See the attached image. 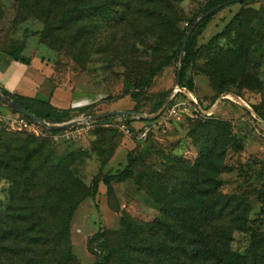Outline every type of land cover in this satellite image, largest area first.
I'll return each mask as SVG.
<instances>
[{
  "label": "rangeland",
  "instance_id": "374dc122",
  "mask_svg": "<svg viewBox=\"0 0 264 264\" xmlns=\"http://www.w3.org/2000/svg\"><path fill=\"white\" fill-rule=\"evenodd\" d=\"M75 1L0 0V48L23 45L22 55L35 60L58 88L72 95L71 120L63 124L86 121L33 137L47 141L43 156L50 166L80 152L72 170L95 193V199H88L72 222L74 264L95 263V255L87 249L88 239L101 229L110 243H120L117 230L123 214L139 222H152L159 216L160 208L148 192V177L168 173L179 158L195 160L199 124L213 120L224 122L229 134L219 191L241 203L248 218L246 228L233 233L231 249L246 257L247 264L254 256L256 264H264V131L256 113L257 108L264 113V0H247L212 17L198 40L183 85H176L178 62L144 91L134 84L149 79L156 54L175 50L189 22L211 0H159L163 10L158 11L172 23L163 30L156 27L160 15L146 11V0H131L128 8L125 4V18L110 27L89 26L74 18L63 22L64 12ZM246 10L258 12L248 29L253 53L246 71L230 68L210 76V59L219 50L232 47V25ZM223 88L227 90L221 93ZM167 92L171 94L166 101L171 97L176 104L191 105L192 112L199 105L206 115L169 121L165 118L168 105L157 119L140 117L156 115L152 110ZM1 105L5 115H14ZM110 112L134 114L87 121ZM122 124L131 129V136L121 131ZM11 189V182L0 176V216L9 205ZM60 253L61 248L58 257Z\"/></svg>",
  "mask_w": 264,
  "mask_h": 264
},
{
  "label": "trees",
  "instance_id": "16d2710c",
  "mask_svg": "<svg viewBox=\"0 0 264 264\" xmlns=\"http://www.w3.org/2000/svg\"><path fill=\"white\" fill-rule=\"evenodd\" d=\"M130 1L77 0L64 12L63 22L74 18L89 26L117 25L125 18L122 7L126 4L128 8ZM246 1L211 0L189 22L179 46L171 52L157 53L158 60L150 68L149 79L144 84L135 83L134 88L149 89L161 72L178 62L182 64L183 85L187 68L195 58L198 40L212 17L225 8L242 6ZM162 6L159 0H146V11L151 16L160 15L156 27H162L161 30L172 24L166 19L167 15L160 12ZM220 6L219 11L198 23L183 53V42L189 30L199 18ZM256 16L258 12L246 10L235 19L232 47L219 50L210 59V76L230 68L240 73L246 71L253 53L248 29L251 18ZM97 27L90 30L93 32ZM3 50L17 61L30 63L22 55L23 45ZM226 90L223 88L220 92ZM0 92L44 122L60 125L71 120L74 109L58 110L48 102L10 95L1 88ZM170 94L163 95L153 113L159 112ZM256 113L264 122V113L258 108ZM199 126L201 129L195 136L196 159L179 158L168 173L148 177V192L160 208L159 216L152 222H139L123 214L117 230L118 245L110 243L105 231L99 230L88 239V252L96 257L94 264H247L246 257L231 249L233 233L246 228V209L219 191L218 177L224 168L229 142L227 125L213 120ZM0 127V176L12 184L9 205L0 216V264L76 263L71 244L72 222L81 204L95 199L92 189L72 170L82 154L71 153L59 165L50 166L43 156L47 141L40 142L26 133H9L4 126ZM249 264H256V256Z\"/></svg>",
  "mask_w": 264,
  "mask_h": 264
},
{
  "label": "crops",
  "instance_id": "0c3cea01",
  "mask_svg": "<svg viewBox=\"0 0 264 264\" xmlns=\"http://www.w3.org/2000/svg\"><path fill=\"white\" fill-rule=\"evenodd\" d=\"M29 61V64L17 61L0 48V88L10 95L48 102L58 110L74 109L72 95L58 88L35 60Z\"/></svg>",
  "mask_w": 264,
  "mask_h": 264
},
{
  "label": "built area",
  "instance_id": "2783aa9c",
  "mask_svg": "<svg viewBox=\"0 0 264 264\" xmlns=\"http://www.w3.org/2000/svg\"><path fill=\"white\" fill-rule=\"evenodd\" d=\"M178 92H179V89L176 90L174 94H178ZM170 102L171 103L169 104L167 111L165 113V118H167V120L169 121L172 119L180 120L183 116H186L189 118H195L196 114H200V113H202L203 115H206V112H204L202 110V107L199 105L197 106V109L194 108L192 112L191 105L176 104L174 101H170ZM13 114L14 115H11V116L5 115L2 109V105L0 104V125L4 126L9 132L26 133L34 137L45 136L46 133L50 132L47 128H45L38 122H35L16 112H14ZM47 124L52 125L50 123H47ZM261 125L264 131L263 121H261ZM120 129L123 133H125V135L131 136L132 131L127 125L122 124ZM148 132H149V129L144 131V133L142 134V138L146 137Z\"/></svg>",
  "mask_w": 264,
  "mask_h": 264
},
{
  "label": "water",
  "instance_id": "95a60500",
  "mask_svg": "<svg viewBox=\"0 0 264 264\" xmlns=\"http://www.w3.org/2000/svg\"><path fill=\"white\" fill-rule=\"evenodd\" d=\"M222 7H217L211 11H209L208 13H206L205 15H203L201 18H199L197 20V22L194 24V26L189 30L186 38L184 39L183 42V46H182V52L185 53L186 52V48H187V44L188 41L192 35L193 30L196 28V26L198 25V23L200 21H202L204 18L214 14L215 12L219 11ZM182 65V64H181ZM180 65V68L178 70V74H177V82L176 85L179 86L181 83V74H182V67ZM0 101L2 102L3 105H5L6 107H8L9 109H11L12 111L19 113L35 122H38L39 124H41L42 126H44L45 128H47L49 131L51 132H60V131H65L71 128H75L77 125L82 124L86 121H84L83 119H78V120H73L67 124H60V125H49L46 122H44L43 120L39 119L38 117L34 116L33 114H31L30 112H28L26 109H24L23 107H21L20 105H18L17 103L13 102L12 100H10L9 98L5 97L1 92H0ZM171 101V97L166 101L165 105L159 110V112L151 117H147L145 115H140V117L144 118V119H157L158 117H160L163 112L165 111V109L167 108V106L169 105ZM134 113H127V112H110V113H104V114H100V115H96L93 117H90L87 119V121H99V120H105L108 118H112V117H118V116H129L132 115ZM137 115V114H135Z\"/></svg>",
  "mask_w": 264,
  "mask_h": 264
}]
</instances>
